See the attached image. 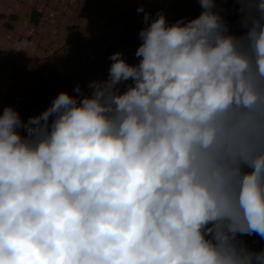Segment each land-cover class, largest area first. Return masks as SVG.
Returning <instances> with one entry per match:
<instances>
[{
  "label": "clouds",
  "instance_id": "9594fccd",
  "mask_svg": "<svg viewBox=\"0 0 264 264\" xmlns=\"http://www.w3.org/2000/svg\"><path fill=\"white\" fill-rule=\"evenodd\" d=\"M144 12L137 64L0 114V264H264V0ZM122 91L119 85L129 82Z\"/></svg>",
  "mask_w": 264,
  "mask_h": 264
},
{
  "label": "crops",
  "instance_id": "0c3cea01",
  "mask_svg": "<svg viewBox=\"0 0 264 264\" xmlns=\"http://www.w3.org/2000/svg\"><path fill=\"white\" fill-rule=\"evenodd\" d=\"M66 1L0 0V50H4L0 58L9 56L13 42L19 51L9 60L13 72L0 65V114L11 106L27 121L35 106L51 105L57 97H48L53 88L77 95L74 86L79 85L87 93L90 82L107 79L112 63L109 57L114 53H122L129 64L139 62L135 53L142 43L139 32L145 23L144 12L137 11L141 7L137 0H71L66 11L50 19ZM161 2L143 7L150 19L160 12ZM236 7L232 3L222 15L238 32ZM201 11L198 0H172L170 11L163 14L173 24L182 18H198ZM33 14L39 16L37 23L31 20ZM31 29L36 30L34 36H29ZM81 59L87 64L82 66ZM73 68L80 70L75 81L70 74Z\"/></svg>",
  "mask_w": 264,
  "mask_h": 264
},
{
  "label": "built area",
  "instance_id": "2783aa9c",
  "mask_svg": "<svg viewBox=\"0 0 264 264\" xmlns=\"http://www.w3.org/2000/svg\"><path fill=\"white\" fill-rule=\"evenodd\" d=\"M70 1H71V0L66 1V2L62 5V7L60 8L59 11H56V12H54V13H51V14L49 15V18L52 19V18H54V16L57 15L58 13L66 11L67 8H68V5L70 4ZM88 1H89V2H93L94 0H88ZM156 1H157V0H137V1H136V4H137V5H140V6L142 5L143 7H150V6L155 5ZM231 4H232V0H227V2L220 3V4L218 5V7H219L220 9H222V10H223L222 13H224L225 9H226L227 7H229ZM171 5H172V0H162V2H161L160 5H159V6H160V8H159V9H160V12H161V13H164V12H168V11H170V9H171ZM35 33H36V30H35V29H31V30L29 31V36H34ZM3 51H4L3 49L0 50V52H3ZM18 53H19V51H18V48H17V44H16L15 42H13V43H12V51L9 52V56H7V57H3V58H0V65L3 66V67L5 68L6 72H9V73L13 72V66L10 64V61H9V60H10V58L17 56ZM49 63L52 64L53 62H52V61H49ZM80 64H81L82 66H84V65L87 64V62H86L85 59H81V60H80ZM70 74H71L73 80L75 81V80L78 78L79 74H80V70H79L78 68H73V69H71ZM128 83H131V81H129V82H125L124 84L119 85L120 89L123 91V90L126 88V86H127ZM75 87H76V85L74 86V88H75ZM59 93H60V92H59L58 89L53 88V89H51V91L49 92L48 97H49V98H54V97L58 96ZM18 103H19V99H16V100H15V104L18 105ZM47 108H48V107H44V106H41V105H37V106H35V107L33 108L32 112L28 115V118L31 117V116H35L36 113L41 112V111H44V110H46Z\"/></svg>",
  "mask_w": 264,
  "mask_h": 264
},
{
  "label": "trees",
  "instance_id": "16d2710c",
  "mask_svg": "<svg viewBox=\"0 0 264 264\" xmlns=\"http://www.w3.org/2000/svg\"><path fill=\"white\" fill-rule=\"evenodd\" d=\"M156 17V16H155ZM152 17L151 19H154ZM11 20H15V18H11ZM31 20L37 23L39 21V16L37 14H33L31 16ZM8 28H11L10 24H6ZM241 239L252 249L261 250L264 249V239H261L258 235L253 234L251 236H243Z\"/></svg>",
  "mask_w": 264,
  "mask_h": 264
}]
</instances>
